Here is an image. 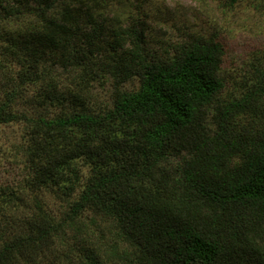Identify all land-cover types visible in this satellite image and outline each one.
<instances>
[{"label": "trees", "instance_id": "1", "mask_svg": "<svg viewBox=\"0 0 264 264\" xmlns=\"http://www.w3.org/2000/svg\"><path fill=\"white\" fill-rule=\"evenodd\" d=\"M104 3L0 0V264H264V62L231 78L215 36L152 47Z\"/></svg>", "mask_w": 264, "mask_h": 264}, {"label": "rangeland", "instance_id": "2", "mask_svg": "<svg viewBox=\"0 0 264 264\" xmlns=\"http://www.w3.org/2000/svg\"><path fill=\"white\" fill-rule=\"evenodd\" d=\"M258 0H105L96 15L110 27L134 26L144 29L147 45L158 47L182 40L195 32L215 36L225 47L224 69L231 78L251 62H264V5ZM93 96L100 102L108 89L95 86ZM18 133L15 126H0V172L16 178V166L6 149V139Z\"/></svg>", "mask_w": 264, "mask_h": 264}]
</instances>
